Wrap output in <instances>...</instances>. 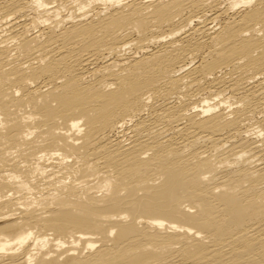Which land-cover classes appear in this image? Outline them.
<instances>
[{
    "label": "bare ground",
    "instance_id": "1",
    "mask_svg": "<svg viewBox=\"0 0 264 264\" xmlns=\"http://www.w3.org/2000/svg\"><path fill=\"white\" fill-rule=\"evenodd\" d=\"M0 264H264V0H0Z\"/></svg>",
    "mask_w": 264,
    "mask_h": 264
}]
</instances>
